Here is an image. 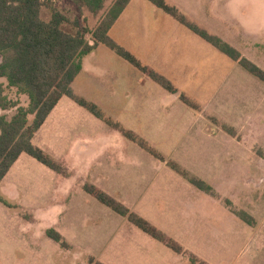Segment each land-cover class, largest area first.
<instances>
[{"label": "rangeland", "instance_id": "1", "mask_svg": "<svg viewBox=\"0 0 264 264\" xmlns=\"http://www.w3.org/2000/svg\"><path fill=\"white\" fill-rule=\"evenodd\" d=\"M113 1L106 0L103 9L93 14L78 9L71 0H45L42 17L48 18L46 4H51L68 17L65 31L94 29ZM165 1L188 22L218 36L264 70V0H201L203 6H191L193 12H199L195 20L179 0ZM189 2L193 5L194 1ZM155 7L147 0H132L109 29V37L143 66L166 77L177 94L186 95L196 107L181 104L195 112L203 109L211 123L216 112L218 118L233 124L240 115L254 113L264 83L219 50L215 52V72L210 73L211 65L204 56L201 64L207 68L200 67L191 77L186 69L192 66L189 62L163 63L162 55L140 47V31H191ZM75 20L79 28L73 25ZM191 37L202 47L208 45L197 34ZM86 39L92 42L88 34ZM82 68L70 88L95 104L103 119L62 96L53 114L57 119H48L35 132L32 143L66 167L70 178L26 153L9 168L0 181V194L7 202H0V264H192V255L206 264H264V149L256 144L264 146V136L256 134L252 139L253 135L233 130L234 141H247L242 147L228 137L229 141L223 140L226 133L217 129L212 134L203 130L201 135H188L184 132L189 125L186 119L182 124L176 121L180 111L170 107L166 117L157 107L159 102L155 103L157 111L149 112L151 116L129 112L131 102L117 93L149 96L165 89L103 44L83 57ZM5 94L21 106L28 105L27 97L14 88H6ZM14 112L15 108L0 109V115L7 117ZM158 116L164 117L154 118ZM216 121L223 126L224 122ZM115 122L144 139L163 160L122 134L119 139L113 137L116 143L113 149L107 148L105 159L86 169L67 150L74 141L83 142L87 130L92 136L103 133L97 129L103 126L113 131L110 123ZM166 159L205 180L214 187L213 194L195 190L163 163ZM55 185L58 192H54ZM87 185L146 219L181 245L183 253L176 254L101 203L84 189ZM235 211L247 213L251 222ZM50 229L61 235L65 245L47 235Z\"/></svg>", "mask_w": 264, "mask_h": 264}, {"label": "trees", "instance_id": "2", "mask_svg": "<svg viewBox=\"0 0 264 264\" xmlns=\"http://www.w3.org/2000/svg\"><path fill=\"white\" fill-rule=\"evenodd\" d=\"M71 1L78 9L86 8L96 14L103 9L106 0ZM129 1L114 0L94 29L83 27L75 33H69L63 29V25L69 22L68 17L51 4H46L49 9L48 18L42 17L45 0H0V109L15 108V112L10 117L0 115V181L22 153L28 154L48 168L66 176L65 167L58 164L41 148L33 145L32 138L64 95L97 118L103 119L101 111L95 104L76 96L70 88V84L82 69L83 57L92 52L98 44L107 46L166 91L177 93L176 88L166 77L143 66L132 54L109 37V29ZM148 1L177 19L179 23L187 26L221 53L237 62L248 73L264 82V70L242 57L235 48L221 38L188 22L175 6L168 4L165 0ZM72 23L79 28L77 20ZM87 34L90 35L92 42L86 39ZM6 88H14L19 94L25 95L28 105L21 106L18 100L8 98L5 94ZM179 98L188 106L196 107L195 103L183 93L179 94ZM30 116H32L31 123H29ZM110 124L119 129L127 139L137 143L154 157L163 160L160 153L144 139L130 130L121 128L118 123ZM222 128L227 133L233 134V129L225 125ZM167 164L197 189L213 194V188L205 181L189 175L177 163L168 162ZM84 189L101 203L126 217L147 235L164 243L175 253H183L181 245L168 238L146 219L130 212L112 197L96 190L91 185L85 186ZM0 202L7 204L1 194ZM235 214L245 222H251V217L247 213L235 211ZM47 235L65 245L58 232L50 229L47 230ZM190 261L195 264H206L193 256L190 257Z\"/></svg>", "mask_w": 264, "mask_h": 264}, {"label": "crops", "instance_id": "3", "mask_svg": "<svg viewBox=\"0 0 264 264\" xmlns=\"http://www.w3.org/2000/svg\"><path fill=\"white\" fill-rule=\"evenodd\" d=\"M189 1H191V0H179V5L186 6V11H185L186 14L188 16L193 17V19L195 20L196 17L198 16L199 12H197V10H195L193 12L192 7L193 6L194 7H201V6H203V3L201 0H193L194 1L193 5H191ZM131 2H132V0L129 1L127 6ZM139 16L140 15H137V20H138ZM117 19H116V21H117ZM115 22H114V24H115ZM213 32H215V31H213ZM192 35H196V34L193 33L192 31H190V33H188L187 31L186 32L174 31L171 33L169 31L162 30V31H158V32L140 31L137 36L139 37L140 47L142 49H146V51H148V52H152V53L155 52L157 55H162V62L163 63H167V61H169L171 63L177 62L176 64H179L178 62H181V63L189 62L190 64H192V66L190 68L189 67L186 68V69L190 70V76L191 77H194L199 72L200 67L207 68V66H204L201 64V62H203L201 58H203L204 56L206 57V60L208 61V63H210V65H211L208 68L210 73H212V71L215 72V70H216L215 52L218 49H216L215 47H213L209 43H208V45H206L204 47H202L201 45H198L195 42L194 38L191 37ZM207 46H209V47H207ZM211 47H213L214 49ZM196 55H199V57H196ZM234 64H236V62ZM198 85L200 86L201 82ZM153 87H155V86H153ZM117 89H118V85H117ZM117 95H120L123 99L129 100V102H131V104L129 106V112H133V113H135V115H138V113H144L148 116H151V114H149V112L157 111V107H158L159 110H161L162 113L165 114L167 117V115L169 116V110L168 109L170 107L175 106L178 109L177 112L180 111L178 116H177L176 121L178 123L182 124L183 118H185L187 121L186 124L189 123V125L183 124V125H186L185 130H184L185 134H188V135L192 134V136L195 134L201 135L203 130L207 134H212L213 131L215 132V130L217 129L218 132L224 131L226 133V135H223V137H222L223 140H225V141L230 140V142L236 143L238 146H242V147L247 145V141H234V134L231 135V134L227 133L222 128V126H220V127L218 126V123L216 120H218L221 123L224 122L223 119L218 118V116H219L218 112L215 113L214 116L217 119L215 120V118L213 117L214 121L212 122L213 123L212 124L211 121L209 120V118L203 113L204 112L203 109L195 112L192 109L185 108L181 104V103H183L185 105V103L180 100L179 95L177 93L173 94V93H170V92L164 90L159 94L157 93L156 95H149V96H138V95H132V94H128V93H125V94L117 93ZM158 102H159V104L156 107L155 103H158ZM137 103H140V104H137ZM58 105H59V102L52 109V111L50 112V114L48 115L46 120L44 121V123H43L44 126H45L46 122L48 121V119L51 122L53 120L55 121L57 119L56 117L53 116V114H54V112H56V108L58 107ZM186 106H187V104H186ZM206 106H207V104H205V107ZM177 112L173 113V115L176 114ZM160 117L163 118L164 116H158V117H154V118H160ZM240 118L241 119H239L238 121H237V119L234 120L235 121L234 124L233 123H226V122H224L226 124H224V123H222V124L231 128V129L233 128V130L237 133H241L244 135H253L252 139L256 138L254 136L256 134H257V137L264 136V85H263V93L261 95V98L258 100L256 111L254 113H248V114H246V116H245V114L240 115ZM89 123H90V121H87L88 126H89ZM115 123H117V122H115ZM196 124L198 125V127L195 129ZM214 124H215V128L213 127ZM102 128H103L102 130L100 128H97V129H99L98 131H103V133L98 132V133H95L94 136H92L90 130H87V134H85L86 138L83 140V142L76 143L74 141L72 144H70L68 146L67 150L71 151V154H72L74 159H76L78 161L81 160L80 164L82 166H84L85 169H86V167L89 168L91 165H95L96 162L99 163L100 158L104 157V159H105L107 148H109V149L114 148L113 144L116 142L113 140V137H115V135L118 136V139L121 138L118 135V134H120V135L122 134V132L119 129H117L113 126H112V128H114L113 131L109 130L108 128H105L104 126ZM126 130H129V129H126ZM122 136H124V135L122 134ZM227 137L230 139L229 140L226 139ZM256 144H257V147L259 149H262V148L264 149V146H262V144L260 142L259 143L257 142ZM116 154H117V151L115 150L112 153L113 159L116 157L113 155H116ZM109 158H111V156ZM258 160L260 163L261 162L260 156H259ZM163 163L166 166H168L167 159L164 160ZM65 170L67 173L65 179H69L70 175H69L66 167H65ZM63 177H65V176H63ZM211 187L214 188L213 186H211ZM195 190H199V189L196 188ZM195 190H194V192H196ZM199 191L202 192V190H199ZM54 192H58V188L56 189V185L54 186ZM209 196H212V195H209ZM193 257H195V256H193ZM189 259H190V257H189ZM197 259H199V258H197ZM192 264H195V263H192Z\"/></svg>", "mask_w": 264, "mask_h": 264}]
</instances>
